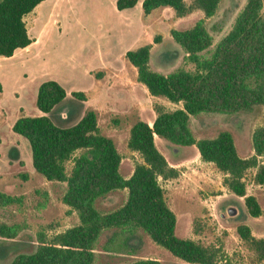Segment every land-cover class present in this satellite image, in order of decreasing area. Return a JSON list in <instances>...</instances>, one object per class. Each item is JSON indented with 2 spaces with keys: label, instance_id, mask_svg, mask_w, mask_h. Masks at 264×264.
Here are the masks:
<instances>
[{
  "label": "trees",
  "instance_id": "16d2710c",
  "mask_svg": "<svg viewBox=\"0 0 264 264\" xmlns=\"http://www.w3.org/2000/svg\"><path fill=\"white\" fill-rule=\"evenodd\" d=\"M42 1L0 0V56L10 57L16 49L32 43L25 16ZM138 1L117 0L116 5L121 10L134 7ZM220 1L194 0V4L210 17ZM158 7H171L180 17L191 9L186 0H143L145 14ZM263 7L264 0H248L232 29L209 56L202 52L213 45L214 39L204 19L190 28H172L173 39L194 63V70L179 68L168 74L154 70L150 65L152 43L126 52L127 59L137 68V80L152 95L182 103L176 109L157 104L152 126L145 120L132 126L128 145L138 151L143 162L136 165L128 178L120 172L121 154L114 140L101 132L97 112L88 109L77 123L58 125L48 113L66 98L67 90L55 79L39 85L36 105L43 114L19 116L13 130L29 140L33 165L39 173L48 180L67 182L63 200L78 211L80 223L51 238L40 231L36 249L18 253L11 264H93L95 245L107 229L114 231L100 248L106 252L134 254L130 240L138 229H143L155 242L187 262L229 264L223 262L221 248L177 235V216L168 205L159 177L174 178L179 172L158 148L156 136L180 145H196L202 159L214 162L225 173L224 185L244 197L248 212L254 217L261 215L257 197L247 194L245 175L258 166L254 180L264 184V165L258 162V156L264 155V124L253 133L255 154L242 157L230 131L197 139L190 118L201 112L234 113L264 106ZM160 41L161 36L154 37V42ZM72 95L87 100L84 91H72ZM117 189L128 190L126 202L111 212H101L96 201ZM20 200L21 197L0 190V206ZM237 230L264 260V238L255 237L245 223ZM16 233L14 226L0 223V236L15 237ZM126 264L162 262L140 258Z\"/></svg>",
  "mask_w": 264,
  "mask_h": 264
},
{
  "label": "rangeland",
  "instance_id": "374dc122",
  "mask_svg": "<svg viewBox=\"0 0 264 264\" xmlns=\"http://www.w3.org/2000/svg\"><path fill=\"white\" fill-rule=\"evenodd\" d=\"M247 1L221 0L216 13L210 17L194 4V0H186L191 9L181 17L171 7L159 8L150 21L148 40L142 38L138 45L147 44L148 41L152 43L150 65L154 70L165 74L179 68L194 70V63L173 39L171 29L190 28L199 19H204L214 39L213 45L202 52L209 56L232 29ZM32 14L31 11L25 16L30 29L33 26ZM156 15H159L157 19ZM262 15L264 17V7ZM44 16L40 19V27ZM85 16L91 17L88 13ZM115 21L113 15L107 14L99 24L87 18L86 30L76 24L68 26L66 32H62L61 26H50L46 30L49 33L41 41L40 52L25 64H13L12 60L19 53L13 59L0 56V81L3 84L0 91V130L3 139L0 156L7 154L9 158L7 164L0 157V190L21 197L16 203L0 206V223L14 226L17 232L15 237L0 236V264H11L18 253L34 251L39 244L40 231L51 238L80 223L78 211L63 200L67 182L48 180L39 173L33 165L29 140L13 130L19 116L42 114L36 105L41 82L55 79L68 91L66 98L48 113L56 124L73 125L86 110L94 109L97 112L101 132L114 140L121 154L120 172L127 178L132 175L136 165L143 162L138 151L128 145L132 126L138 120L152 125L157 104L168 109L182 106V103L152 95L137 80V68L127 59L126 53L122 56V49L131 41H119L124 29ZM158 35L161 41L156 43L154 37ZM107 61L115 65L109 72L101 68ZM79 90L87 94V100L72 95V91ZM263 124V105L234 113L201 112L190 118L191 129L197 139L213 138L223 130L230 131L242 157L255 154L253 133ZM156 144L169 164L179 172L174 178L159 177L168 205L177 216V235L221 248L225 257L223 262L264 264V260L237 230L240 224L245 223L251 227L255 237L264 238V184L254 180L258 166L250 168L245 175L247 194H254L262 208L261 215L254 217L248 212L244 197L224 185L225 173L214 162L202 159L196 145H180L159 136H156ZM18 145L26 161H16L18 156H14V153ZM258 162L264 165V155L258 156ZM67 166L70 169L72 163L69 162ZM127 197V189L113 190L100 197L96 207L103 213L111 212L121 207ZM231 207L238 210L237 214H229ZM113 231L107 229L100 236L95 245L93 264H126L140 258L158 259L162 264H199L174 255L143 229H138L130 240L134 254L100 250Z\"/></svg>",
  "mask_w": 264,
  "mask_h": 264
},
{
  "label": "crops",
  "instance_id": "0c3cea01",
  "mask_svg": "<svg viewBox=\"0 0 264 264\" xmlns=\"http://www.w3.org/2000/svg\"><path fill=\"white\" fill-rule=\"evenodd\" d=\"M116 2L117 0H43L32 10L33 14L30 15V18L33 20L32 28L30 29L27 26L33 41L24 48L16 49L14 54L10 56L11 59H13V57L19 53L17 57L12 60L13 64L18 62L25 64L29 62L30 57L36 56L40 52L42 45L41 41H43L44 36L49 33L46 30H48L50 26H61L62 32H66L68 26L76 24L80 29L82 28L83 30H86L87 27L85 26V20L87 18L99 24L101 21L103 22L104 16L107 14L113 15L116 18L115 23L123 26L124 31L122 34H120L119 41H131L122 49V56H124V54L129 49H134L141 46L138 45V43L142 38L148 40L147 30L150 29L149 25L150 21L153 19V13L159 8H169L158 7L151 13L145 14L143 10V0H139L134 7L121 10L118 9ZM86 13L90 14L91 17H86ZM43 15H45V18L43 24L40 27V19L43 17ZM158 17L159 15H156L155 18L157 19ZM57 29L61 32L60 28ZM131 34H133V36H130ZM148 43L150 42L148 41ZM113 66H115L113 63L107 61L104 62L101 68L109 72ZM25 111L28 112L26 109ZM2 142L3 139L1 135L0 143ZM14 156H18V160L16 161H26L23 158L22 149L19 145L18 149L15 150ZM0 157L3 161L9 164V158L7 154L1 155ZM16 161L14 160V162Z\"/></svg>",
  "mask_w": 264,
  "mask_h": 264
},
{
  "label": "water",
  "instance_id": "95a60500",
  "mask_svg": "<svg viewBox=\"0 0 264 264\" xmlns=\"http://www.w3.org/2000/svg\"><path fill=\"white\" fill-rule=\"evenodd\" d=\"M228 212L231 215H235V214H237L238 210L236 208H234V207H231V208L228 209Z\"/></svg>",
  "mask_w": 264,
  "mask_h": 264
}]
</instances>
